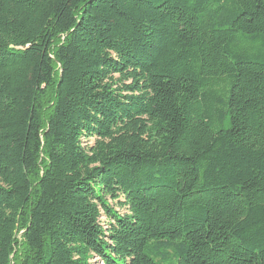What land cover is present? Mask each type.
<instances>
[{
  "label": "trees",
  "instance_id": "16d2710c",
  "mask_svg": "<svg viewBox=\"0 0 264 264\" xmlns=\"http://www.w3.org/2000/svg\"><path fill=\"white\" fill-rule=\"evenodd\" d=\"M93 260L264 264V0H0V264Z\"/></svg>",
  "mask_w": 264,
  "mask_h": 264
},
{
  "label": "rangeland",
  "instance_id": "374dc122",
  "mask_svg": "<svg viewBox=\"0 0 264 264\" xmlns=\"http://www.w3.org/2000/svg\"><path fill=\"white\" fill-rule=\"evenodd\" d=\"M109 203H110V205H111L112 207H115L116 210H117L118 212L123 213V211H122L120 208L116 207L115 204H114L113 202L110 201ZM101 220H102V223H103L104 225H107V218H106V215H105L104 213H103V217H102ZM91 264H101V262L98 261V260H93Z\"/></svg>",
  "mask_w": 264,
  "mask_h": 264
}]
</instances>
